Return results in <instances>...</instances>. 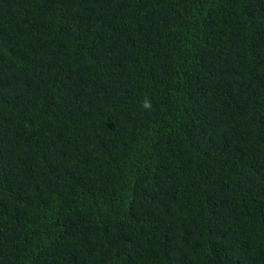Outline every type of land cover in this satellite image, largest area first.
<instances>
[{
    "label": "trees",
    "instance_id": "1",
    "mask_svg": "<svg viewBox=\"0 0 264 264\" xmlns=\"http://www.w3.org/2000/svg\"><path fill=\"white\" fill-rule=\"evenodd\" d=\"M0 264H264V0H0Z\"/></svg>",
    "mask_w": 264,
    "mask_h": 264
},
{
    "label": "clouds",
    "instance_id": "2",
    "mask_svg": "<svg viewBox=\"0 0 264 264\" xmlns=\"http://www.w3.org/2000/svg\"><path fill=\"white\" fill-rule=\"evenodd\" d=\"M141 107L143 108V109H150L151 108V101H150V99L149 98H147V97H145V99H144V101L142 102V104H141Z\"/></svg>",
    "mask_w": 264,
    "mask_h": 264
}]
</instances>
